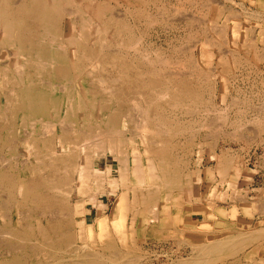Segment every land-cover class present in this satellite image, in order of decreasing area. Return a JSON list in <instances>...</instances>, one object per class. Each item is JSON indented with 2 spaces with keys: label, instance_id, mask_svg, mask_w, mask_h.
<instances>
[{
  "label": "rangeland",
  "instance_id": "obj_1",
  "mask_svg": "<svg viewBox=\"0 0 264 264\" xmlns=\"http://www.w3.org/2000/svg\"><path fill=\"white\" fill-rule=\"evenodd\" d=\"M50 1L0 0V234L39 248L30 264L84 246L122 264H177L264 231V0H67L56 31L18 10ZM16 13L32 32L21 53ZM114 48L125 56H98ZM123 61L155 82L128 88ZM244 249L210 263L264 264V236Z\"/></svg>",
  "mask_w": 264,
  "mask_h": 264
},
{
  "label": "bare ground",
  "instance_id": "obj_2",
  "mask_svg": "<svg viewBox=\"0 0 264 264\" xmlns=\"http://www.w3.org/2000/svg\"><path fill=\"white\" fill-rule=\"evenodd\" d=\"M93 1V0H92ZM143 1V0H142ZM51 2V7H47V6H45V2H37L36 4H33V3H29V4H27V5H24V6H19L18 7V10H21L22 12H23V14L25 15V16H27L28 18H30V20H34V21H36V22H38L39 24H40V26L41 27H43L44 29L46 28L48 31H56L57 29H58V24H59V19H58V17L61 15V14H64V10H63V7H64V4L67 2V0H51L50 1ZM214 2V1H213ZM15 3V2H14ZM204 3V2H203ZM143 4V3H142ZM145 5V4H144ZM203 5V4H202ZM142 6V5H141ZM93 7V6H92ZM139 7V6H138ZM143 9V8H142ZM65 10H68L69 12H67L66 14H70V12H72L71 11V9L69 10L68 8L67 9H65ZM139 10V9H138ZM5 11V9H3L2 7H0V14H2L3 12ZM105 11V10H104ZM137 11V10H136ZM140 11H141V7H140ZM17 12V11H16ZM139 12V11H138ZM146 12V11H145ZM74 13H76L75 11H74ZM99 13H100V11H99ZM110 13V12H109ZM141 13V12H140ZM165 13V12H164ZM113 14V13H112ZM121 15V14H120ZM145 15V14H144ZM118 16V15H117ZM187 17V16H186ZM89 18V17H88ZM100 18V17H99ZM98 18V19H99ZM15 19V21H16V28H17V31H18V35L16 36V42H14V40H13V27L12 26H10V22L9 21H7V22H5V26H4V30H5V32L7 33V35H6V37H5V40H7V42L8 43H11V41H13L14 43H16V49H17V52H19V53H21L22 52V50H23V43L25 42L23 39L25 38V40H27V37H28V35H31V30L24 24V22H23V20H22V18L19 16V15H17V13H16V17L14 18ZM96 20V19H95ZM68 22V21H67ZM97 23V22H96ZM83 24V23H82ZM91 25V24H90ZM96 27V26H95ZM224 29V28H223ZM119 30V29H118ZM220 30V29H219ZM65 31V30H64ZM89 31V30H88ZM92 31V30H91ZM47 33V32H46ZM129 34V33H128ZM82 36V35H81ZM93 41V40H92ZM72 42H74V41H72ZM103 42V41H102ZM37 43H38V41H37ZM102 44V43H101ZM100 44V46H104V47H106L104 44V42H103V45H101ZM107 48V47H106ZM114 49H116V48H114ZM114 49H111V50H114ZM73 50H75V48L73 49ZM118 52H108V53H104V52H99L98 51V56L99 57H101V58H104V59H107L108 58V56H110V55H113V57L116 59V58H121L122 56H125V54L124 53H122V51H119V49H116ZM137 50V49H136ZM145 50V49H144ZM138 52V51H137ZM142 52V51H141ZM38 53H40V54H44V55H54V53H55V50L53 49V50H48L47 48L45 49V48H43V49H40L39 51H38ZM139 53V52H138ZM147 53V52H146ZM93 54V53H92ZM145 54V53H144ZM149 55V54H148ZM83 56V55H82ZM140 56V55H139ZM84 57V56H83ZM145 57V56H144ZM142 59H143V57H141ZM161 58V57H160ZM192 58V57H191ZM86 59V58H85ZM148 59V58H147ZM145 60H146V58H145ZM144 61V60H143ZM149 61H151L150 59H149ZM159 62V61H158ZM149 63V62H148ZM157 63V62H156ZM184 63V62H183ZM153 64V63H152ZM161 64V63H160ZM92 65V64H91ZM95 65V64H94ZM99 65H101V64H99ZM98 64H97V66H99ZM106 65H107V63H106ZM110 65V64H109ZM151 65V64H150ZM159 65V64H158ZM20 66H21V64H20ZM22 66H23V64H22ZM88 66V65H87ZM119 68H120V70H121V73H122V75H123V77L125 78V83H126V85H127V87L128 88H130V87H132V86H134V87H136V88H139L140 89V87H141V83L144 81L145 83H146V85L147 86H149L150 84H152V83H154L155 82V80L153 79V78H155L154 76L155 75H157L156 73H153V72H150V73H146V72H143L142 71V69H141V67L140 66H136V65H134V64H131V63H127V62H124L123 61V63H120L119 64ZM184 66V65H183ZM61 69H64V67H60ZM91 68H93V66L91 67ZM95 68V67H94ZM94 68H93V70H94ZM18 69H21V68H19V66H18ZM103 69V68H102ZM101 69V70H102ZM153 70V69H152ZM164 70V69H163ZM194 70V69H193ZM192 70V71H193ZM18 71V70H17ZM103 71V70H102ZM159 71V70H158ZM168 71H171V70H168ZM188 71V70H187ZM89 72V71H88ZM162 72H164V71H162ZM3 73V72H2ZM21 73V72H20ZM90 74H91V72H89ZM89 73H88V75H89ZM191 73V72H190ZM152 75L153 77L152 78H150L149 77V75ZM165 74V73H164ZM168 74V73H167ZM167 74H165V75H167ZM184 74V73H183ZM181 75V74H180ZM187 75V74H186ZM191 75H193V73H191ZM201 75V74H200ZM90 76V75H89ZM121 77V76H120ZM147 77H149V79H147ZM175 77H177V76H175ZM191 77V76H190ZM94 78V77H93ZM174 78V77H173ZM81 79V78H80ZM79 79V80H80ZM119 78H118V76H117V79L116 78H114L113 80H118ZM166 79H168V78H166ZM97 80H99V78H97ZM100 80H101V78H100ZM103 80V79H102ZM113 80H110V81H112V82H114ZM197 80V79H196ZM199 81H201V80H199ZM46 82V81H45ZM79 82H81V81H79ZM100 83H103V82H105L104 80L103 81H99ZM168 82V81H167ZM202 82V81H201ZM170 83V82H169ZM164 85V84H163ZM205 86V85H204ZM63 87V86H62ZM61 86L59 87L60 88V90H62L61 88H62ZM58 88V89H59ZM105 88V87H104ZM103 88V89H104ZM169 88V87H168ZM174 88V87H173ZM52 89V88H51ZM103 89H102V91H103ZM108 89V88H107ZM105 90V89H104ZM108 90H110L111 91V88L110 89H108ZM63 91V90H62ZM113 91V90H112ZM12 92V91H11ZM85 94V93H84ZM112 94H113V92H112ZM43 95L44 94H41L40 96L41 97H43ZM56 96H55V99H56V97H57V95L58 94H55ZM108 95V94H107ZM164 95V94H163ZM110 96H112V95H110ZM158 96V95H157ZM160 96H161V94H160ZM159 96V97H160ZM163 97V96H162ZM161 97V98H162ZM166 97H168V96H166ZM112 98V97H111ZM176 98H177V95H176ZM156 99H159L158 97L156 98ZM110 101H111V99H110ZM143 101V100H142ZM131 102H134V101H131ZM207 102V101H206ZM144 103V102H143ZM183 103V102H182ZM190 103V102H189ZM192 103V102H191ZM116 104V103H115ZM134 104H135V102H134ZM175 104H178V99H175V103H174V105ZM197 104V103H196ZM195 104V105H196ZM91 105V104H90ZM132 105H133V103H132ZM171 105V104H170ZM173 105V104H172ZM174 105L173 106H171V107H174ZM180 105V104H179ZM183 105V104H182ZM181 105V106H182ZM135 106V105H134ZM134 106H131L130 108H132V107H134ZM147 106V105H146ZM176 106V105H175ZM71 107V106H70ZM144 107H145V105H144ZM179 107V106H178ZM185 107V106H184ZM192 107H193V105H192ZM192 107H191V109H192ZM134 108H136L137 109V107H134ZM134 108H132V109H134ZM197 108V107H196ZM206 108V107H205ZM204 108V109H205ZM136 109H134V110H136ZM138 109H141V107H138ZM144 109V108H143ZM174 109H176V108H174ZM71 110V109H70ZM146 110V109H145ZM72 111V110H71ZM196 111V110H195ZM199 111V110H198ZM198 111H196V112H198ZM189 112H191V111H189ZM127 113H129V112H127ZM126 113V114H127ZM138 113V112H137ZM146 113V112H145ZM184 113V112H183ZM225 113V112H224ZM20 114V113H19ZM52 114V113H51ZM133 114H134V112H133ZM141 114V113H140ZM185 114H187V111L185 112ZM189 114V113H188ZM187 114V115H188ZM191 114V113H190ZM199 114V113H198ZM144 115V114H143ZM142 115V116H143ZM146 115V114H145ZM127 116H128V114H127ZM127 116H125L126 118H127ZM184 116V115H183ZM223 116V115H222ZM225 116V115H224ZM12 117V116H11ZM52 117V116H51ZM145 117V116H144ZM156 117V116H155ZM130 118H132V117H130ZM142 118V117H141ZM215 118V117H214ZM133 120H134V116H133V118H132ZM63 120V119H62ZM146 120V119H145ZM225 120H226V117H225ZM60 121V120H59ZM210 121V120H209ZM33 122H35V121H33ZM130 122H133L132 120L130 121ZM214 122V121H213ZM43 123V122H42ZM49 123H51V122H49ZM48 122H47V125L49 124ZM54 123V122H53ZM59 123V122H58ZM61 123H63V122H61ZM52 124V123H51ZM50 124V125H51ZM60 124V123H59ZM67 124H69V123H66V126H67ZM71 124H73V123H71ZM71 124H69V125H71ZM259 124V123H258ZM43 125V124H42ZM45 125V124H44ZM64 125V124H63ZM220 125V124H219ZM261 125V124H260ZM30 127H31V125H29ZM60 126V125H59ZM164 126V125H163ZM248 126V125H247ZM257 126V125H256ZM33 127V126H32ZM112 127V126H111ZM123 127V126H122ZM135 127V126H134ZM156 127V126H155ZM158 127V126H157ZM57 128V127H56ZM67 127H65L64 129H66ZM70 127L68 126V129H69ZM58 129V128H57ZM62 129V128H61ZM71 129V128H70ZM25 130V129H24ZM137 130V129H136ZM141 130V129H140ZM54 131V130H53ZM52 131V132H53ZM57 131V130H56ZM58 131H59V129H58ZM71 131V130H70ZM73 131V130H72ZM80 131H82V130H80ZM79 130H78V132H80ZM112 131H113V129H112ZM111 130L110 131H105V132H108V134H109V132H112ZM117 131V130H116ZM124 131V130H123ZM153 131V130H152ZM168 131V130H167ZM9 132V131H8ZM26 132V131H25ZM42 132H43V129H42ZM46 132V131H45ZM44 132V133H45ZM98 132H99V130H98ZM117 132H119V131H117ZM137 132V131H136ZM164 132V131H163ZM163 132H161V133H163ZM214 132V131H213ZM59 133V132H58ZM66 133H68V132H66ZM69 133H71V132H69ZM113 133V132H112ZM157 132H155V134H156ZM159 133L160 132H158V135H159ZM26 134L28 135L29 133H27L26 132ZM25 134V135H26ZM41 134H43V133H41ZM47 134V133H46ZM50 134V133H49ZM71 134H74V133H71ZM95 134V133H94ZM120 134L122 135V133L120 132ZM143 134V133H142ZM40 135V134H39ZM114 135V134H113ZM112 135V136H113ZM167 135V134H166ZM59 136V135H58ZM94 136V135H93ZM106 136H108L107 134H106ZM111 136V135H110ZM98 138V136H94L92 139H94V138ZM104 138H106V137H104ZM103 138V139H104ZM22 139V138H21ZM57 139V138H56ZM84 139H85V137H84ZM89 139V138H88ZM87 139V140H88ZM91 139V138H90ZM92 139H91V141H92ZM103 139L101 140V141H103ZM232 139V138H231ZM3 140H4V138H3ZM33 141V140H32ZM95 141H97V140H95ZM105 141V140H104ZM27 142V141H26ZM85 142H86V144L89 142H87L86 141V139H85ZM153 142H155V141H153ZM4 143V142H3ZM83 143H84V141H83ZM104 143V142H103ZM103 143H99V145L100 144H103ZM106 143V142H105ZM157 144H158V142H156ZM31 144V143H30ZM66 144H68V143H66ZM89 144H90V142H89ZM161 144V143H160ZM69 145H72V144H69ZM104 145V144H103ZM67 146V145H66ZM100 147H101V145H100ZM103 147V146H102ZM32 148V147H31ZM66 148V147H65ZM47 149V148H46ZM63 149V148H62ZM105 149V148H104ZM35 150V149H34ZM69 151V150H68ZM51 152H53V151H51ZM50 152V153H51ZM55 152V151H54ZM53 152V153H54ZM15 157V156H14ZM17 157V156H16ZM15 157V158H16ZM26 157V156H25ZM47 157V156H46ZM11 158V157H10ZM35 158V157H34ZM2 158H0V160H1ZM124 159V158H123ZM9 160V159H8ZM24 160H25V158H24ZM50 160V159H49ZM125 160V159H124ZM3 161V159L1 160V162ZM15 161H16V159H15ZM40 161V160H39ZM51 161V160H50ZM0 162V163H1ZM5 161H3L2 162V166L3 165H7L10 161H7L6 160V163H4ZM17 162V161H16ZM15 162V163H16ZM21 162V161H20ZM25 162V161H24ZM36 162H38L37 160L35 161V163ZM49 162V161H48ZM55 162V161H54ZM42 163V162H41ZM124 163V162H123ZM21 164L23 165V160H22V162H21ZM16 165V164H15ZM100 165V164H99ZM104 165V164H103ZM48 167H49V170H56V172H58V170H57V167L58 166H56L55 164H50V163H48V165H47ZM16 167V166H15ZM47 168V167H46ZM45 168V169H46ZM65 168V169H64ZM63 169L64 170H62L63 172H68V168L65 166ZM101 168V167H100ZM125 168V167H124ZM35 169V168H34ZM76 169V168H75ZM99 169V168H98ZM40 171V170H39ZM55 172V171H54ZM18 174V173H17ZM60 179H62V177H60ZM7 180V186H8V188L9 189H12V187H13V181H12V179L10 178V177H5V176H2V181H6ZM18 181H20V179L18 180ZM22 184V183H21ZM157 188V187H156ZM58 191H60V190H58ZM66 191H64V193H65ZM66 193H68V192H66ZM76 193V192H75ZM2 195V194H1ZM3 195H5V194H3ZM60 195H61V193H60ZM6 196V195H5ZM7 197V196H6ZM65 197V196H64ZM68 197V196H67ZM70 199V198H69ZM80 199H82V198H80ZM3 204H5V202L3 203ZM118 204H120V206L118 205ZM118 204H117V206H116V210H117V212H119V211H123V208H125V195H121L120 197H119V199H118ZM154 204V203H153ZM11 205V204H10ZM2 206V205H1ZM7 206V205H6ZM5 206V207H6ZM153 206V205H152ZM11 207V206H10ZM9 207V208H10ZM153 207H155V206H153ZM52 211V210H51ZM152 211H154L153 209H152ZM155 211H156V208H155ZM23 212V211H22ZM55 212V211H54ZM58 212V211H57ZM60 212V211H59ZM41 213V212H40ZM39 213V214H40ZM51 213V212H50ZM9 214V213H8ZM54 214V213H53ZM53 214H50L49 216H53ZM57 214V213H56ZM56 214H54V215H56ZM68 214V213H67ZM121 214V213H120ZM154 215L156 214V213H153ZM6 215V214H5ZM41 215H44V213H42ZM61 215V214H60ZM26 216V215H25ZM57 216V215H56ZM8 218H9V216H7ZM23 217V216H22ZM54 217V216H53ZM155 217V216H154ZM52 218V217H51ZM51 218H49V219H51ZM52 219H54V218H52ZM14 221V220H13ZM13 223V222H12ZM22 225V224H21ZM69 229V228H68ZM262 230H263V228H261ZM262 230H257V229H254L252 232H246V233H243V234H240L241 236H239V237H232V238H226V239H221L222 241H219V242H214V241H212V242H214V243H211L210 244V242H209V244H210V246H208V247H202V250H204V251H207L206 253L207 254H205L204 255V253L203 254H196L198 251H196L195 252V256H191V258L190 259H182V260H180L177 264H211L210 262H211V259H209L210 258V256H213V257H215V259H222V258H226V257H228V256H241V255H248L249 253H247L246 254V251H245V249H244V247L249 243V242H252V241H254V240H256V239H260V237H262V236H264V231H262ZM40 232V231H39ZM42 232V231H41ZM174 232V231H173ZM7 235H5V233L4 234H0V250H2V251H6V253L7 254H11V256H10V258L9 259H6V260H4V261H2V260H0V264H30L28 261H27V254H26V251H30V254H34V255H39L40 253H39V248H37V247H35V246H29V248H28V250H27V247L24 245V244H19V243H15V242H13V241H11L10 240V238H8L9 236H14V235H16V233H13V232H7L6 233ZM8 236V237H7ZM42 236V235H41ZM44 236V235H43ZM8 238V239H7ZM219 240V239H218ZM44 241L46 242V243H52V241H50L49 239H47V237L45 236L44 237ZM71 245V244H70ZM83 245V244H82ZM81 245V246H82ZM86 245V244H85ZM207 245V244H206ZM84 246V245H83ZM82 246V247H83ZM85 248H81L80 250L81 251H78L79 249H77L76 251V255L74 256V258L73 259H71L70 257H69V259L70 260H68L67 258H65V260L67 259L68 261L67 262H63V261H60V262H56V263H53V264H122V263H120V262H118V261H116V260H108V259H105L103 256H101V255H99L98 253H96V252H91V251H87V249H86V246H84ZM107 248V247H106ZM44 252V251H43ZM116 251H114V253H115ZM117 254H119V253H117ZM43 255V254H42ZM41 255V256H42ZM117 256V255H116ZM43 258L45 257V254L42 256ZM193 257V258H192ZM38 258V257H37ZM62 258V257H61ZM184 258V257H183ZM186 258H189V257H186ZM123 259V258H122ZM121 259V260H122ZM178 259H180V258H178ZM214 259V260H215ZM46 260V259H45ZM60 260V259H59ZM64 260V259H63ZM108 260V261H107ZM120 260V261H121ZM132 260V259H131ZM135 260V259H134ZM48 262H51V261H48ZM129 262V261H128ZM131 262V261H130ZM214 263V262H213ZM38 264H43V263H39L38 262Z\"/></svg>",
  "mask_w": 264,
  "mask_h": 264
}]
</instances>
